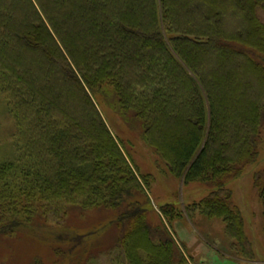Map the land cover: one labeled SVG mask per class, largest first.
Listing matches in <instances>:
<instances>
[{
  "label": "trees",
  "instance_id": "1",
  "mask_svg": "<svg viewBox=\"0 0 264 264\" xmlns=\"http://www.w3.org/2000/svg\"><path fill=\"white\" fill-rule=\"evenodd\" d=\"M263 11L264 0H0V241L43 242L58 264L112 251L114 264H192L163 221L149 225L151 176L105 122L104 96L141 121L171 174L209 185L184 212L220 218L253 259L226 183L263 141ZM39 251L27 264H46Z\"/></svg>",
  "mask_w": 264,
  "mask_h": 264
},
{
  "label": "rangeland",
  "instance_id": "2",
  "mask_svg": "<svg viewBox=\"0 0 264 264\" xmlns=\"http://www.w3.org/2000/svg\"><path fill=\"white\" fill-rule=\"evenodd\" d=\"M98 103L105 122L121 141L139 173L151 176L147 189V220L150 226L160 225L163 221L185 254L190 257L192 264H264V203L254 186V174H264V121L261 129L263 141L256 161L226 183V187L231 190L232 205L239 208L245 235L251 243L253 259L250 260L234 249L232 244L237 241L226 236L224 223L220 218L208 217L200 210L189 215L184 212V206L199 202L208 195L209 185L199 182L183 184L181 178L171 174L165 161L145 142L141 121L133 113L123 116L116 112L104 96ZM167 204L175 209V215L171 219L160 215V208ZM70 217L69 214L65 215L66 221L71 226L80 228V225H75L79 222ZM39 243L40 245L26 240L14 242L3 239L0 241V254L8 258V261L5 260L6 264H27L31 255L39 250L45 254L46 259L50 250L44 249L43 242ZM112 252L109 255H100L89 264H114L112 257L115 254ZM55 262L46 259V264H58Z\"/></svg>",
  "mask_w": 264,
  "mask_h": 264
}]
</instances>
